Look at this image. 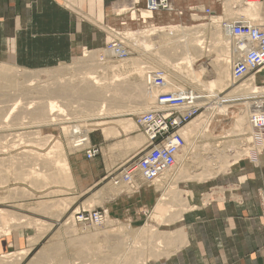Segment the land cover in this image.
Returning <instances> with one entry per match:
<instances>
[{
	"label": "bare ground",
	"instance_id": "obj_1",
	"mask_svg": "<svg viewBox=\"0 0 264 264\" xmlns=\"http://www.w3.org/2000/svg\"><path fill=\"white\" fill-rule=\"evenodd\" d=\"M241 1L242 0H224V10H227L226 14L228 16L229 15L231 16V13L233 14L239 13L238 15L242 14L244 18L248 17V19H256L261 11L260 8L262 6V1L260 0L248 4H243ZM234 4H238L237 5L238 7L237 8L233 7ZM125 11L127 10L121 9L119 12H125ZM140 14L141 17H145V19L152 16L151 12L145 11L144 9H142ZM131 15L132 18L136 17V13L134 11ZM238 15L236 14L235 15L236 17H234L233 15L232 19L238 18ZM210 17H211L210 22L206 24L202 23V24L185 26L178 23H172L161 26L158 25V27L153 26L149 28H143V30L140 29L137 31L128 30L124 32L122 36L125 35V39H130L133 46L140 48L142 57L141 56L127 57L123 60L117 59L119 62L110 63L111 60L107 61L108 59L107 57L109 55L111 58L114 57H112V52L110 53L109 51H107V49L105 48L106 46L105 44V46L103 48H100L99 50L98 49L94 51L85 50L82 54V57L88 56V58L91 57V59H93L92 57L94 58L97 57L96 55L95 57L94 54L102 53L103 54L102 57H104L102 61L100 60L99 62L97 60L98 62H94V63L91 62L90 65L85 64L87 66L85 67L83 66V68L80 71L77 70L78 68H76L78 72H76L75 70L74 74H71V76L70 74L66 75L65 78L56 75V78L52 77L53 79L51 78L52 79L51 81L44 80L43 78L41 81L38 78L39 76H37L40 72L37 75L30 74L27 77H20L17 76L19 74V70L17 71L18 74H15L13 72L14 74L12 76V73L8 71L9 69L12 70V68L8 69L7 66L9 65L6 64H4L6 67L1 65L0 66V96L8 97V98H6V100L1 101L3 105H1L0 103V111L3 112L2 114H0V124L5 123L6 125L7 124L9 125L8 122L12 119V115H15L13 116L14 125L13 124L11 125H13L14 127L16 122L17 124L16 126H19L18 124H20L19 123L20 120L24 119V117L21 118L23 115L22 113H27V115L28 113L32 114L31 116L30 115L29 116L34 120H31L28 117V121L31 120L35 122L38 120V122L41 125L43 124L54 125V124H58V122L60 121L62 122V121L72 120L71 116L70 117L65 116L67 114L66 109L64 108L63 105L65 102L62 103L61 100L64 99L65 101L66 100L68 101L67 98L69 97L72 98L73 96L76 98V101L78 100V103L79 102L81 103V105L79 103L81 107L82 105L85 106V111L84 109L82 110L83 111L82 116L84 117L83 121H86L88 118L101 120V118H103L104 116L116 117L106 121L102 120V122H94L96 124H101L103 122H106L103 123L106 125H103L100 129V131L104 133L106 138H109L111 136L112 137L117 136L120 133L129 134L131 132H134L135 128L137 129L135 119L131 115L136 114L138 112H143L145 111V109L150 108V106L154 103L155 101L154 99L157 95H159L161 92H169L181 88H189L190 86L186 87L187 85H189V83L195 84L197 86L196 88H192V87L190 88L193 89L199 95L203 97L207 96V98H211V99L204 100L203 103L204 110L200 112V114L196 116L194 119H192L190 123H188L186 126L183 127L181 132L183 134L186 145L183 147L182 152L176 157L177 165L173 169L165 171L164 175L160 180L153 182L154 188H156L159 191L162 190L154 202L155 203L153 206L154 217L158 222L160 221L162 223L163 221L164 227H167L168 225L170 227V224L174 223L179 218H181L180 217L182 216L181 214L186 209H188V207H190L188 202H186V197H185L186 195H189V193H191L190 189L187 190L179 186L178 185L179 181H187V182L192 180L206 181V179L212 178L221 172L224 173L229 166L235 164V161H237L239 157H241V155L245 154V153L242 154L243 151H241V149L243 150V148L241 143L243 142L246 143L247 141H250L251 138L253 137V128L251 126L250 110H249L251 109L250 107L251 105H253V103L250 101L247 102V100L249 99L248 96H254V95L256 96V94L259 95L264 93V86L262 87L257 86L255 82L254 73L248 75L247 78L243 79L236 86H233V84L235 83L232 82V80L230 79V65L238 56H240L241 53L239 48L237 47L235 39H233L232 36L229 35V29L227 28V26L221 23L223 21V17L221 15H213V16L211 15ZM228 23L230 24L231 22ZM208 25H210V28H208ZM207 28L210 30L211 37L209 35L208 36L212 39L211 42L210 41L208 42V44H206V40L204 39V37H202L204 34L203 31H205V29ZM153 35H158L157 37L158 40H153L151 38V36ZM107 41H110L108 37H106L105 42L107 43ZM127 41L129 42V40ZM161 48L169 49L171 53L173 52V56L168 55L169 53L167 54L162 53L161 51L163 50L160 51ZM148 54L152 55L153 58L151 56H148ZM204 56L213 57L208 61L209 65L211 64L215 69V75L212 78H206L204 76V71L206 70L204 65H200V68L198 69H195L193 67L195 62L199 61ZM91 59L88 60L90 61ZM60 64L61 62L58 63V65ZM14 67L13 70L16 71ZM263 68L264 65L259 71H262ZM24 70H22V72ZM7 71L11 73V75L10 74L8 75ZM55 71L58 72L56 69ZM59 73L61 72H58V74ZM54 74H52L51 76H53ZM130 85L134 87V90L135 89L139 90L138 91L139 93L138 92L137 93L141 95V100H142L141 104L139 103L140 105L129 104L130 105L129 106L128 104L124 105L121 103L122 98L120 97L122 93L123 94L128 93L126 91ZM232 86L233 88L230 89L225 95L219 96L221 92L231 88ZM137 93L134 92L133 94L135 95ZM14 95H19L20 98L21 96H24V98L25 97L27 98L26 99L27 101L21 102V100H18L19 96L18 99H16L17 96L13 98ZM137 97L140 98L139 96ZM123 98H125V96H123ZM234 100H241V101L244 100V103L242 104L244 108L240 111V113L237 116H235L231 131L235 134L246 135V136L241 138L238 137V139L234 138L236 139V141H233L234 140L233 139L231 142L229 141L230 139H225V140L229 141V144L231 143L234 144V142L239 144L238 146H240V148H237L239 150L236 151L235 154L233 153V155H228L225 151L226 150L225 148L228 145L226 143L227 141L225 140L221 142L214 140L217 142H214L212 144H210L211 141L209 143L206 142L205 145H203L202 143L197 144L198 140L203 135H205V134L202 135L201 131L205 129L204 133L208 132L207 127L211 119L216 114H219V112L225 111L228 105L227 104H226L227 106L223 105V103L225 101L233 102ZM7 101L8 102L11 101V103L5 104L4 102ZM70 103H68V105ZM72 105L75 104L71 103V106ZM76 106L78 107V105ZM69 109L71 108L69 107ZM16 112L19 113L17 114ZM125 112H129V113H125ZM247 113L249 114L248 117L246 116ZM122 114L131 117L124 118L121 117ZM14 119L17 120L14 121ZM79 122L74 123L72 125L69 124L70 126H67L68 124L62 126L64 132H67L68 134L67 137L69 136L71 138L72 147L78 146V148L83 147V145L87 146L89 142V133L92 130H95V128H90V129L86 128L84 122L83 123H79ZM108 122L110 124H108ZM21 123L23 124L24 122ZM29 124L30 123H28V125ZM20 126H24V125H20ZM226 133L228 132L226 131ZM34 134L32 133V135ZM141 134L142 133L140 132V134L136 133L127 138L124 137L123 138L124 140H122L119 145L129 150L133 147H140V145H142L141 143L144 141V136L143 134L142 135ZM8 135H11V133H9ZM35 136L37 137V135ZM44 136L43 138L46 139V141H48L47 139L51 137L47 135L46 136L47 138H45ZM208 137H212V135L209 133ZM23 138L24 137L20 139ZM203 138L206 137L204 136ZM20 141L21 143L23 142L22 140H19V142ZM19 142L17 144H19ZM42 142L43 141L41 140L40 142H38V144H36L33 141V143L31 142V144H36L37 146L40 145ZM52 143H51L52 145H49L51 148L49 149L48 147V150L45 151L46 153H44V155H41L40 154L41 152L40 153L38 152L39 154L35 153L34 152L35 150H33L34 152L33 153L31 149H27V151H25L24 149V152L30 153L29 154L30 156H28L26 153L27 156L25 158H28L27 161H29V159L32 160V162L34 161L33 165L30 166V168L27 170L26 168L24 169L23 167H22L23 169H21L20 166V169H15L16 171L14 173L17 175V177H20V181L22 178L23 180L28 181V183L31 182V184L33 183L32 185L35 186L37 189L38 188L45 189V186L47 187L48 184L60 183V186L57 189H53V191L52 189H50V192H54L55 190L57 192L59 191L60 193V190L63 191L65 187L72 186V182H71L72 179L70 176L71 174L69 175V163L67 161L66 154L63 149L64 147H62L61 142L59 140H56L54 142L52 141ZM114 144L116 145V142ZM233 144H231L232 147H234ZM119 145L118 146L116 145L117 148L119 147ZM2 147L4 148L5 146L1 145L0 148ZM39 147L42 146L40 145ZM244 148L245 150L247 149V147L245 146ZM4 149L3 151H6ZM3 157L1 159H3ZM229 157H232V159H229ZM13 158H17V156L16 157L14 156ZM4 159L7 160L6 157ZM10 159H12V157H10L9 160ZM4 161L2 162L4 163ZM10 161L9 163L12 164V162ZM2 162L0 163V169L4 168L3 173L6 174V176H8L9 173L11 172V170H9V167L11 165H9V163L7 164V166L6 164H4L5 167H3L4 165L2 166L3 164ZM18 162L19 161L17 160L16 164H18ZM13 174L11 176H14ZM0 175H2L1 172ZM14 178L12 177L11 179L16 180ZM11 179L9 177H7L5 180L2 179L0 181V187L4 183L10 182ZM110 183H112V181H110ZM119 185L123 186L124 184L122 183H119L118 185L113 184V187ZM142 185L144 184L138 183L133 187L127 186L125 190L128 192L129 191L133 192L139 190ZM136 187L138 188L136 189ZM21 188L22 186L20 187V189ZM104 188H105L104 189L105 195L107 196L112 195L111 192V190H113L112 187L105 186ZM7 189L13 191L15 188L13 189L11 187ZM18 189L19 188H17V191ZM23 190H25L24 187ZM15 192L16 190L14 191V193ZM25 192L27 193L28 191ZM50 192L48 191V193ZM63 192H65V190ZM14 193L13 192L11 193L12 194L11 197L15 198ZM17 193L18 195H20L19 191ZM101 194L99 195H101V197L102 196L104 197L103 193ZM205 195L207 196L208 194ZM3 196L0 197V202L3 199ZM28 196H30V194ZM7 197L8 196H6L5 199H3L2 201L6 200ZM17 198L19 197L17 196ZM49 199L51 201L48 200L45 202L44 201L41 202L39 201L40 200L39 199L38 203L36 202L37 204L33 205L34 207L33 206L32 207L36 211L38 210L41 211L42 213L49 212L55 215L57 218L60 217V215L67 210L66 202H68V200L66 199L67 200L66 201L64 200V198L63 199L61 198L60 201L56 200L55 198L53 199H55L56 201L51 198ZM90 200L91 199H89V202L86 204V205H90L89 207H91L92 205L91 203L94 202L93 199L91 202ZM19 214L16 213L15 211H10V209L8 210L4 207L0 208V235L8 234L11 231V229L17 227V225L19 227L20 225L34 226L37 230V234L36 236L33 235V237L29 235L30 237L28 238L29 247H31L32 243L36 242L39 238L44 236L46 231L50 228L51 223L48 224V222L46 221L47 224H45L42 220H38L34 218H32L31 220H25V218L23 219L22 215L19 216ZM72 216L73 215L67 217L66 221H64L63 223L64 225L69 227V229H67L66 226H64L63 228L66 227L67 229L66 234L69 233L68 234L69 237L73 236L68 241V246H70L71 249H73V247L74 249H76L74 250L73 255L75 254L77 257V255L79 256L80 254H82L83 253L81 252L83 250L82 247H84V249L86 250L87 249L95 250V252L92 251L93 253H91V256H86L85 258H81V260L79 259V262H81L80 264H145L146 263L145 261L147 259H150V257L158 258L159 256H167L165 254L172 253V251L178 248L177 243L182 239V236L184 234L182 229L180 228L174 230L164 228L160 230L151 225L149 226L147 225L148 227L140 225V227H136L135 229H132L130 227V224H128V222L120 223V225L117 226V228H115L116 227L115 226L113 227V229L109 228L108 230L107 228L108 231L105 230L103 231V233L100 232L102 234H105L100 239L103 241L105 246L104 245L101 246L99 244L100 240L98 238V234H99L98 232H97L98 234H92L86 232L81 234H77V233L75 234L76 230L73 225H76V223H74ZM106 221L108 224L113 223L112 222L113 219H107ZM175 224L178 223L175 222ZM97 227H93V228H97ZM84 231H86V228H84ZM56 234H53L49 243H45L46 244L45 246L38 249V252L36 253L37 257L42 259L47 255V253H56V255L62 253L63 251L62 245H59L57 241H54V239L60 237L61 235L59 234L56 235ZM80 247L82 250L80 249ZM145 250H149L148 256L144 255ZM29 252H30V248L18 251L17 254H15V252L5 253L3 254V256L0 257V262L5 264H16L18 262V259H21ZM65 260L64 258L63 260L61 259V261L63 262H65ZM59 261L60 258L57 260H51L49 264H61L62 262L59 263Z\"/></svg>",
	"mask_w": 264,
	"mask_h": 264
},
{
	"label": "crops",
	"instance_id": "obj_2",
	"mask_svg": "<svg viewBox=\"0 0 264 264\" xmlns=\"http://www.w3.org/2000/svg\"><path fill=\"white\" fill-rule=\"evenodd\" d=\"M170 1L179 10L204 4L216 13L219 7V0ZM144 6L145 0H0V63L14 64L25 70L71 63L85 50L103 48L111 29L141 21L131 14L134 11L137 15ZM263 8L264 0L260 9ZM121 9L127 11L119 12ZM175 14L174 11H157L148 19L162 24L174 21ZM254 75L256 84L262 86L264 68ZM101 133L98 135L92 130L89 142L91 138L97 143L108 142ZM70 158H73L74 169L69 172L72 186L65 187L70 202L67 211L75 207L90 208L86 204L93 199L91 207L107 204L112 218L117 221L132 226L149 221L148 212L155 204L156 188L142 185L133 193L121 191L109 197L105 195L104 180L113 164H101L95 157L86 161L80 153ZM178 185L191 192V196H185L189 210L175 221L178 224H170V229H182V239L172 253L150 257L145 264H264V229L260 214L261 201L264 202V150L257 161L238 159L221 175L206 181H179ZM209 192L212 194L207 197L205 194ZM205 198L207 204L203 203ZM14 228L9 235H0V257L30 248L16 264H49L59 258V263L64 264L71 258L65 250L57 255L47 253L42 259L37 257L38 249L49 243L52 236L44 241V234L29 247L28 238L36 236V228L25 225ZM63 258L67 260L61 261Z\"/></svg>",
	"mask_w": 264,
	"mask_h": 264
},
{
	"label": "rangeland",
	"instance_id": "obj_3",
	"mask_svg": "<svg viewBox=\"0 0 264 264\" xmlns=\"http://www.w3.org/2000/svg\"><path fill=\"white\" fill-rule=\"evenodd\" d=\"M262 1V0H261ZM201 5H204V4H201ZM201 5H190V6H188L187 7V9H180L181 11H183V14L182 15H177V14H175V19H174V21L172 20V21H168V22H166V23H162V24H154V23H152V19H148V18H146V19H143V20H145L146 22H144L143 24L141 23V21L139 20V21H135L136 23L134 24V25H127L126 27H124V28H119L118 30L120 31V33H121V35H123V33L124 32H126V31H128V30H134V31H137V30H143V28H149V27H153V26H157L158 27V25H167V24H172V23H178V24H181V25H185V26H187V25H196V24H206V23H208V22H210V20H211V15H206V16H204L202 13H197V14H195V15H192V11H189V7H192V6H201ZM233 5V4H232ZM238 4H234V6L233 7H238L237 6ZM205 6V5H204ZM207 7V6H206ZM235 8V9H236ZM142 9H144V7L142 8ZM142 9H139L138 11H137V15H136V17L135 18H141V11H142ZM217 10H216V13H214L213 12V14H212V16L213 15H221L222 17H223V21H226V19L227 20H231L232 18H233V15H234V17H236L235 15L237 14H239V13H236V14H233V13H231V16L229 17L226 13H227V10H224V0H219V7H217L216 8ZM213 11V10H212ZM173 12V11H172ZM233 14V15H232ZM240 15H242V14H240ZM240 15H238V17L240 16ZM260 16H257V19L256 20H258L259 22L260 21H262V20H264V8L260 11V14H259ZM194 16H196V17H194ZM229 17V18H227V17ZM243 16V15H242ZM244 17V16H243ZM246 18V17H245ZM248 18V17H247ZM259 18V19H258ZM208 28H210V25H208ZM205 29V31H203L204 32V34H203V36L202 37H204V39L206 40V44H208V42L210 41L211 42V36H210V30L209 29ZM208 31V32H207ZM209 33V34H208ZM210 37H209V36ZM108 39L109 40H111V37H112V34H108ZM158 35H153V36H151V38L153 39V40H158ZM124 38H125V35H124ZM127 40H129V42L127 41ZM125 42H127L128 44V47H130V50H131V52L129 53V55L127 56V57H142V55H141V50H140V48H138V47H136V46H133L132 45V42L130 41V39H125ZM135 50H134V49ZM136 49H137V51H136ZM161 50H163V51H161ZM160 51L162 52V53H165V54H167V53H169L168 55H170V56H173V52L171 53V51L169 50V49H163V48H161L160 49ZM140 53V54H139ZM150 54H152V53H150ZM150 54H148V56H151L152 58H153V56L152 55H150ZM97 57H96V56ZM94 56L96 57V58H94V57H92L93 59H91V57L90 58H88V56H85V57H82V56H80V57H78L77 59H75L74 61H72L71 63H64V64H60V65H56L55 67H52V68H43V69H41V70H43V71H41V70H30V69H27V70H24V69H21L20 67H18V66H15L14 64H8V63H0V66L1 65H3V66H5L4 64H6V65H9V66H7L8 67V69L9 68H12V70H8L9 72H11L12 73V76H13V74L15 73V74H18V70H19V74L20 73H22V74H18L17 76H20V77H27L28 75H37L39 72V74L37 75V76H39L38 78H39V80H41L42 81V78L44 79V80H47V81H51L53 78H56V75L57 76H62V77H66V75H69L70 74V76H71V74H74L75 73V70H76V68H78L77 70H81L82 68H83V66L85 67V66H87V65H90L91 64V62H100V60L102 61L103 60V58L104 57H102L103 56V54L102 53H98V54H94ZM102 57V58H101ZM108 59H107V61H110V63L112 62V63H116V62H119L117 59H114V58H111L110 57V55L107 57ZM213 57H209V56H204L202 59H200L199 61H197V62H195V64H194V68L195 69H198V68H200V65H204V67H205V71H204V76L206 77V78H212L214 75H215V69L213 68V66L210 64L209 65V63H208V61H209V59H212ZM88 59H91L90 61L88 60ZM98 60V61H97ZM105 60V59H104ZM126 60H128V59H126ZM85 64H87V65H85ZM11 66H15L14 68H15V70L16 71H14L13 70V67H11ZM6 67V66H5ZM18 67V68H17ZM81 67V68H80ZM58 71V72H61V73H59L58 74V72H56L55 71V69ZM61 68V69H60ZM53 70V72L55 73H53L52 72V70ZM21 70V71H20ZM22 70H24L23 72H22ZM76 70V72H78ZM7 71V73H8V75L10 74L11 75V73H9ZM27 72V74H26V72ZM50 72V73H48V72ZM14 72V73H13ZM17 72V73H16ZM33 72V73H32ZM35 72H37V73H35ZM44 72V73H43ZM46 72V73H45ZM49 74V75H48ZM52 74H54L53 76H51ZM252 74V73H251ZM103 75H104V73H103ZM250 75V74H249ZM40 76H41V78H40ZM46 76H47V79H46ZM51 76V77H50ZM49 77V78H48ZM53 77V78H52ZM52 78V79H51ZM247 78V77H246ZM22 79V78H21ZM245 79V78H244ZM243 79H240V80H233L232 82H234L235 84H233V86H236L237 84H239V82H241ZM131 86V87H130ZM129 87H128V89H127V91L126 92H128V93H125V94H123L122 93V95H121V97L120 98H122V100H121V103L122 104H124V105H126V104H134V105H140L141 104V102H142V100H141V95L140 94H138L139 92V90H137V89H135L134 90V87L132 86V85H130ZM192 87V88H196L197 86L195 85V84H193V83H189V85H187L186 87ZM233 86L231 87V88H229V89H227V90H225V91H223V92H221L220 93V95L219 96H223V95H225L230 89H232L233 88ZM257 86H259V87H262V86H264V84L262 85V86H260V85H257ZM134 91L135 93H137V94H133L132 92ZM128 95V96H127ZM17 96V97H16ZM18 96L19 95H14L13 96V98H15L16 97V99H18ZM123 96H125V98H123ZM137 96H139L140 98H138ZM1 97V99H0V103H1V105H3L2 104V102L1 101H3V100H6V98H8V97H3V96H0ZM23 97V98H22ZM249 97V99L247 100V102L248 101H250V102H252V100L253 99H251V97L250 96H248ZM12 98V99H13ZM128 98H129V100H128ZM22 99H23V101H22ZM25 99V100H24ZM27 98L25 97L24 98V96H21V98H20V96H19V99L18 100H21V102H25V101H27L26 100ZM29 99V98H28ZM68 99V101H70L72 104L74 103L75 105H72L71 106V103L70 102H68L67 100V103H66V101L64 100H61L62 101V103L63 102H65L63 105H64V108L66 109V112H67V114L65 115L66 117H70L71 116V119L72 120H68V121H60V122H58V124H54V125H41L39 122H38V120L37 121H31V120H34L33 118H31L30 116L32 115V114H29L28 113V115H27V113H22L23 115H22V117L21 118H23L24 117V119H22V120H20V124H18L19 126H16L17 124H16V122H15V126L13 127V125H14V123H13V116H15V115H12V119L8 122L9 123V127L5 124V123H1L0 125V146L2 145V146H5L4 148L2 147V148H0V163L2 162V161H4L5 159V157H6V159L7 160H5L4 161V163L2 164V166L4 165V164H6V166H7V164L9 163V161L10 162H12V164L11 163H9V165H11L10 167H9V170H11V172L9 173V175L8 176H6V174H4L3 173V167H5V165L2 167L3 169H0V172L2 173V175L4 176V178L6 179L7 177H9L10 179L13 177H15L14 179H16V180H13V179H11L10 180V182H7V183H4L3 185H1V187H0V197H2L3 195H5V196H3V199H5V197L6 196H8L7 198H6V200H4V201H2L1 200V202H0V208L1 207H4V208H6V209H10V211H15L16 213H21V214H19V216H21L22 215V217H23V219L25 218V220H31L32 218H34V219H38V220H42L45 224H47V222L46 221H49L50 223H52L51 224V226H50V228L47 230V232L45 233L46 234V238L44 239V241L47 239V238H49L50 236H53V234H56V235H61L60 237H58V238H56V239H54V241H57L58 242V244L59 245H62V250L64 251H67V252H69L70 254H71V258H68V261H67V263H64V264H74V262H75V264H80L81 262H79V259L81 260V258H85L86 256H91V253H93V252H95V250L94 249H84V247H82L83 248V250L81 249V247H80V249L82 250L81 252H83L82 254H80L79 256L77 255V257H76V255L74 254L73 255V253H74V250H76V249H74V247H73V249H71V247L70 246H68V241H69V239L70 238H72V237H69V233H67L66 234V230L67 229H69V227H67L66 225H64L63 223H64V221H66V219H67V217H69L70 215H73V213L75 212V210H78V209H81V208H78V207H75L74 209H69L68 211L66 210L64 213H62L61 215H60V217H56L55 215H53V214H51V213H49V212H46V213H42L41 211H36L33 207V205H36L37 203H38V200L39 201H48V200H50L49 198H51V199H53V198H55L56 200H61V198L63 199L64 198V200H66L67 198H65L67 195V189L65 188L64 190H65V192H63V191H61L60 190V193H59V191L57 192V191H55L54 190V192H50V189H52V191H53V189H57L59 186H60V183L59 184H48L47 185V187L45 186V189H41V188H36L35 186H33L32 184H31V182H29L28 183V181H26V180H23L22 178H21V181H20V177H17V175L14 173L16 170L15 169H20V166H21V169H25L26 168V170L27 169H29L30 168V166H32L33 165V162H32V160H30L29 159V161H27L28 160V158H25L27 155L28 156H30L29 154L30 153H27V152H24V149H25V151H27V149H31V151L33 152V150H35L34 152L35 153H37V154H39L40 152V154L41 155H44V153H46L45 151H47L48 150V147H49V149L51 148L49 145H52L53 143H52V141L54 142V141H56V140H59L60 142H61V145H62V147H64L63 149H64V151H65V154H66V158H67V161H68V163H69V172H70V169H74V164H73V161H72V159L70 158V157H72L73 156V154L74 153H80V154H82L83 156H84V159L86 160V161H88V159H92V158H98V160H100V162H101V164H103V163H107V164H110V163H112L113 164V166L107 171V177H106V179L104 180V183H107L106 184V186H108V187H112L113 188V190H111V192H112V195H109V197L110 196H113V195H117L119 192H121V191H124V192H128V191H126L125 189H126V187H127V185H119V186H114L113 187V183H110V181H112L111 180V177H112V175L113 174H116L117 172H118V169L119 168H121V165L123 164V165H127V164H130L131 162H132V160H133V157H132V155H134L135 153H137V152H139L141 149H143V147L145 146V138H144V141L141 143L142 145H140V147H133V148H131L130 150L129 149H125L123 146H121V145H119L120 144V142L122 141V140H124L123 138L125 137V138H127V137H129V136H132L133 134H136V133H139L140 134V130H138V129H136L135 128V131L134 132H131V133H120V134H118L117 136H111V137H109V138H107L108 139V142H101V143H97V142H95V141H93V139L91 138V143L89 142L88 144H87V146L86 145H83V147H79L78 148V146L76 147V146H73L72 147V143H71V138L68 136L67 137V132H64V130L62 129V126L63 125H67V126H70V125H72V124H74V123H78L79 121V123H85V125H86V128H95V131H97V133H98V135H100L99 133H101V131H100V129H101V127L103 126V125H106V124H103V123H106V122H103V123H101V124H96V123H94V122H102V120L103 121H106V120H110V119H113V118H116V117H110V116H104L103 118H101V120L100 119H94V118H88L86 121H83L84 120V117L82 116L83 114V109H84V111H85V106H83L82 105V107L80 106L81 105V103H80V105H79V103H78V100L76 101V98L75 97H73L72 96V98L71 97H69V98H67ZM123 99H125V100H123ZM208 99H211V98H208ZM128 100V101H127ZM123 101V102H122ZM127 102V103H125V102ZM129 102V103H128ZM226 102V101H225ZM223 103V105H226L227 107H226V109H225V111L224 112H219V114H216L212 119H211V121L209 122V124H208V132H206V133H204V130L203 131H201L202 132V135L203 134H205V135H203L199 140H198V142H197V144H199V143H202L203 145H205V143L207 142V143H209L210 141V144H212V143H214V142H221V141H224L225 139H230L229 141L231 142L234 138H236V139H238V137H245L246 135H239V134H235V133H233L232 131H231V129H232V126H233V122H234V119H235V116H237L239 113H240V111L244 108L243 106H242V104L244 103V100L243 101H241V100H234L233 102H229V101H227L226 103ZM5 104L6 103H8V104H10L11 103V101L10 102H4ZM68 103H70L69 105H68ZM140 103V104H139ZM229 103V104H228ZM232 103V104H231ZM76 105H78V107L76 106ZM71 108V109H69V107ZM74 106H76V107H74ZM80 106V107H79ZM130 106V105H129ZM68 108V109H67ZM73 108V109H72ZM76 108H78V109H76ZM79 108H81V109H79ZM251 108V107H250ZM204 110V107H202L201 108V110H200V112H202ZM250 110V109H249ZM82 111V112H81ZM199 112V113H200ZM3 112L2 111H0V114H2ZM17 114L19 113V112H16ZM77 113V114H76ZM125 113H129V112H125ZM15 114V113H14ZM74 114V115H73ZM30 115V116H29ZM76 115V116H75ZM79 115V116H78ZM248 113H247V117H248ZM25 116H26V118H25ZM132 117H134V119H135V115L133 114V115H131ZM131 116H128V115H124V114H122L121 115V117H124V118H127V117H131ZM28 117H29V119H31L30 121H28ZM73 117H75V118H73ZM78 117V118H77ZM79 117H81V118H79ZM15 120H17V119H14V121ZM23 120H25V121H23ZM72 121V122H71ZM21 122H24L23 124L21 123ZM68 122V123H67ZM91 122H93V123H91ZM28 123H30L29 125H28ZM32 123V124H31ZM36 123V124H35ZM39 123V124H38ZM3 124H5V125H3ZM11 124H13V125H11ZM70 124V125H69ZM108 124H110L109 122H108ZM4 127H3V126ZM11 125V126H10ZM20 125H24V126H20ZM92 125V126H91ZM41 126V127H40ZM2 127V128H1ZM8 127V128H7ZM98 128V129H97ZM35 129V130H34ZM38 130V133H37V130ZM97 129V130H96ZM231 131V132H229V131ZM36 131V132H35ZM226 131L228 132V133H226ZM4 132H5V134H4ZM7 132H8V134L9 133H11V135H8L7 134ZM25 132H27V133H25ZM28 132H29V134H28ZM225 132V133H224ZM1 133H2V135H1ZM16 135H15V134ZM21 133V134H20ZM24 135H23V134ZM32 133L34 134V135H32ZM65 133V134H64ZM211 134L212 135V137H208V134ZM230 133V134H229ZM102 134V133H101ZM225 134H227V135H225ZM19 135H21V136H19ZM35 135H37V137L35 136ZM40 135V136H39ZM41 135H42V137H41ZM45 135V136H44ZM51 136V137H49V139H47L48 141H46V139H44L43 138V136L45 137V138H47L46 136ZM142 135V134H141ZM7 137V138H5V137ZM30 136H32V137H30ZM206 137V138H203V137ZM214 136V137H213ZM22 138V137H24L23 139H20V138ZM27 137V138H26ZM29 137V138H28ZM35 139H34V138ZM31 138V139H30ZM41 138V139H40ZM43 138V139H42ZM70 138V139H69ZM38 139H39V141H38ZM56 139V140H55ZM236 139H234L233 141H236ZM19 140H22L23 142V144L21 143V141L19 142ZM46 141V142H42L40 145L42 146V147H39L40 145H37L36 146V144H38V142H40V141ZM119 140V141H118ZM214 140H217V141H214ZM242 140V139H241ZM250 140V139H249ZM3 141V142H2ZM5 141V142H4ZM8 141V142H7ZM14 141H15V143H14ZM33 141L36 143V144H31V142L33 143ZM225 141H227V140H225ZM229 141H227L226 143L228 144L227 146H226V153L228 154V155H233V153L235 154V152L236 151H238L239 149H237V148H240V146H238L239 144H237L236 142H234V144L233 143H231V144H233L234 145V147H232V145L231 144H229ZM9 142H12V143H9ZM19 142V144H17ZM25 142V143H24ZM28 144H27V143ZM116 142V145L118 146L119 145V147L117 148V146L114 144ZM3 143V144H2ZM46 143V144H45ZM52 143V144H51ZM70 143V144H69ZM225 143V144H226ZM5 144V145H4ZM7 144V145H6ZM10 144H11V146H10ZM111 144H113L114 146H115V148H114V146L113 145H111ZM88 145H94V146H98L99 147V149H100V151H99V154H97V155H95V156H93V157H86V150H87V148H88ZM186 145V144H185ZM241 145H242V148H243V150L241 149V151H243L242 152V154L243 153H245V154H243V155H241V157H239V159H248L249 161L251 160V161H257V159H258V157L260 156V154L263 152V150H264V140H263V143H261V147H262V150H258V153H257V158L256 159H253V156H252V153L251 152H253V151H251V149H252V147H253V144L252 145H250V141H247L246 143L245 142H243V143H241ZM111 146V147H110ZM200 146V145H199ZM236 146V147H235ZM244 146L245 147H247V149L245 150V148H244ZM9 147H11V148H9ZM75 147V148H74ZM110 148V150H109V148ZM121 147H123V148H121ZM201 147V146H200ZM231 147V148H230ZM251 147V148H250ZM219 148V147H218ZM3 149L4 150H6V151H3ZM111 149H113V150H111ZM1 150H2V152H1ZM19 150H20V152H19ZM22 151V152H21ZM30 151V152H31ZM246 151V152H245ZM33 152V153H34ZM39 152V153H38ZM229 152V153H228ZM21 153H23V154H21ZM26 153H27V155H26ZM232 153V154H231ZM10 154V155H9ZM21 154V155H20ZM7 155H8V157H7ZM12 155H14L15 157L17 156V158H13L14 156H12ZM4 156V157H3ZM12 157V159H10L9 160V158L10 157ZM18 156H19V158H18ZM23 156H24V159H23ZM97 156V157H96ZM3 157V159H1ZM229 159H232V157H229ZM13 160H15V161H13ZM17 160L19 161L18 162V164H16L17 163ZM22 160V161H21ZM71 160V161H70ZM8 161V162H7ZM31 161V162H30ZM28 162V163H27ZM15 163V164H14ZM21 163V164H20ZM12 166H14V167H12ZM19 167V168H18ZM23 167V168H22ZM14 168V169H13ZM13 171V172H12ZM14 173V174H13ZM221 173H223V172H221ZM221 173H219V174H217V175H215V176H218V175H221ZM14 175V176H11V175ZM2 175H0V181L3 179V180H5L4 178H3V176ZM6 176V177H5ZM17 177V178H16ZM25 181V182H23V181ZM30 181V180H29ZM181 182H187V181H181ZM58 185V186H57ZM22 186V188L20 189V187ZM30 186H33V187H30ZM57 186V187H56ZM144 186H151V187H154V184L152 183V184H144ZM15 188L13 191H10V190H8L7 188ZM23 187H24V189L25 190H23ZM17 188H19L18 189V191H19V193H20V195H18V191H17ZM67 188H69V187H67ZM170 189V188H169ZM16 190V192L14 193V191ZM23 190V191H22ZM7 191H8V193H7ZM10 191V192H9ZM21 191V192H20ZM25 191H30L29 193L27 192H25ZM48 191L50 192V193H48ZM157 191V193H155V198H157L158 196H159V194L161 193V191H159V190H156ZM14 193L13 195L15 196V198L14 197H11L12 196V194L11 193ZM23 192H25V193H23ZM47 192V193H46ZM110 192V193H111ZM134 192V191H133ZM133 192H131V191H129L128 193H133ZM213 192V191H212ZM212 192H209V193H207V194H212ZM43 193H45V194H43ZM30 194V196H28ZM39 194V195H38ZM42 194V195H41ZM24 195H26V196H24ZM44 195V196H43ZM260 195H261V192H260ZM17 196L19 197V198H17ZM61 196V197H60ZM62 196H65V197H62ZM11 198V199H10ZM14 200H13V199ZM57 198H60V199H57ZM207 198V197H206ZM206 198L203 200V203L204 204H207V202L208 201H206ZM20 199V200H19ZM43 199V200H42ZM55 199H53V200H55ZM55 200V201H56ZM68 200V199H67ZM66 200V201H67ZM156 200V199H155ZM51 201V200H50ZM206 201V202H205ZM37 202V203H36ZM31 203V204H30ZM69 204V200H68V202H66V205H67V207L69 206L68 204ZM22 204V205H21ZM25 204V205H24ZM31 205V206H29V205ZM19 205V206H18ZM100 205V207L101 208H105L106 210H107V219H113L112 218V216H111V214H110V211H109V206L107 205V204H99ZM33 206V207H32ZM263 207H264V202H262L261 201V212H260V214H261V221H262V227H263V229H264V214H263ZM83 208V207H82ZM91 208V207H90ZM90 208H84V209H90ZM49 213V214H48ZM149 221H147L145 224H143V226H149V225H151V226H153V227H155V228H157V229H164V228H167V229H170L171 227H169L168 228V226L167 227H163V226H161V225H163L164 223H163V221H162V223L159 221H157L156 220V218L154 217V211H153V207H150V209H149ZM27 215V216H26ZM28 216H30V217H28ZM27 217H28V219H27ZM154 217V218H153ZM48 222V224H50ZM113 223H110V224H108L107 223V221H106V223H104V224H102V225H100V226H93V227H97V228H93L92 226H90L89 228L88 227H85V226H82L81 225V227L83 228H86V231H84V228L82 229L81 227H80V225L79 224H76V225H73L74 226V228H75V234L77 233V234H81V233H92V234H98V238H99V240L105 235V234H102L103 233V231H108L109 230V228H112L113 229V227H115V228H117V226H119L120 225V223H126L125 221H117V220H115V219H113V221H112ZM24 224V223H23ZM108 224V225H107ZM106 225V226H105ZM64 226H66L67 227V229H66V227L65 228H63ZM70 226V225H69ZM147 226V227H148ZM130 227L132 228V229H135L136 227H140V225L139 226H132V225H130ZM107 228H108V230H107ZM114 228V229H115ZM94 233H93V232ZM98 232V233H97ZM100 232H102V233H100ZM102 234V235H101ZM52 238V237H51ZM50 238V239H51ZM143 240V239H142ZM43 242V239H42V241L40 240V245H41V243ZM103 243V241L102 240H100L99 241V244L101 245V246H103L104 245V243ZM141 243V242H140ZM145 244V243H144ZM105 246V245H104ZM76 247H78V246H76ZM75 247V248H76ZM79 249V250H80ZM93 251V252H92ZM148 251L149 250H145V253H144V255L145 256H148L149 254H148ZM89 252V253H88ZM76 261H78V262H76Z\"/></svg>",
	"mask_w": 264,
	"mask_h": 264
},
{
	"label": "built area",
	"instance_id": "obj_4",
	"mask_svg": "<svg viewBox=\"0 0 264 264\" xmlns=\"http://www.w3.org/2000/svg\"><path fill=\"white\" fill-rule=\"evenodd\" d=\"M257 1L260 0H242L241 2L248 4ZM144 9L152 14L157 11H174L179 15L183 13L176 9L170 0H145ZM189 11L193 12L192 15L213 14V11L204 5L189 7ZM139 19L143 21L145 17ZM221 23L227 26L229 35L235 39L241 53L230 65V79L232 81L244 79L249 74L259 71L264 65V21L259 22L239 16L230 24L227 21ZM111 34V40L107 41L105 48L112 52L114 59L127 58L130 47L126 44L124 36L115 28L111 29ZM206 99H208L207 96L199 95L190 87L161 92L155 97L150 108L134 114L137 129L145 138V146L132 155L133 160L130 164H122L118 172L112 175V183L114 185L122 183L130 187L138 183L152 184L160 180L165 171L173 169L177 165L176 157L186 144L181 131L200 114ZM251 99H253V105L250 109V121L253 137L250 145L253 144L251 153L253 159H256L258 150H262L260 145L264 140V93L256 94ZM99 151L98 146L88 145L86 157H93L99 154ZM106 218L107 210L101 207L81 208L75 210L72 216L74 223L85 227L100 226L105 223Z\"/></svg>",
	"mask_w": 264,
	"mask_h": 264
}]
</instances>
